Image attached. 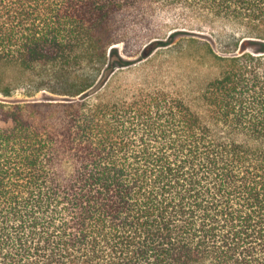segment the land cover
Returning a JSON list of instances; mask_svg holds the SVG:
<instances>
[{"label": "trees", "instance_id": "16d2710c", "mask_svg": "<svg viewBox=\"0 0 264 264\" xmlns=\"http://www.w3.org/2000/svg\"><path fill=\"white\" fill-rule=\"evenodd\" d=\"M139 3L227 28L180 40L210 74L202 114L98 95ZM7 71L63 98L0 102V264H264V0H0L3 96Z\"/></svg>", "mask_w": 264, "mask_h": 264}, {"label": "rangeland", "instance_id": "374dc122", "mask_svg": "<svg viewBox=\"0 0 264 264\" xmlns=\"http://www.w3.org/2000/svg\"><path fill=\"white\" fill-rule=\"evenodd\" d=\"M112 26L117 42L111 49L122 58L123 66L116 68L115 57L111 58L108 67L112 72L98 95L118 100L138 90H163L202 114L197 97L210 74L195 61L196 49L179 50L180 40L193 36L202 42L210 39L217 45L216 41L227 30L222 23L208 18L196 19L176 8L139 3L118 13ZM173 34L177 35L170 38ZM7 77L12 87L9 96L0 94L2 103L63 98L46 91L33 93L21 89L27 81L12 71H7Z\"/></svg>", "mask_w": 264, "mask_h": 264}]
</instances>
